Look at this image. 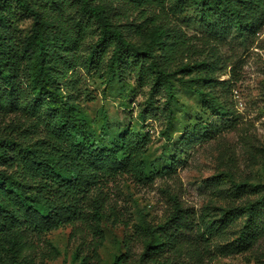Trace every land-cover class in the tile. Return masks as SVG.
<instances>
[{
  "label": "rangeland",
  "instance_id": "obj_1",
  "mask_svg": "<svg viewBox=\"0 0 264 264\" xmlns=\"http://www.w3.org/2000/svg\"><path fill=\"white\" fill-rule=\"evenodd\" d=\"M113 3L114 23L141 22L138 10ZM62 8V19L79 38L76 48L69 51L77 63L55 82L72 99L97 143L109 146L128 132L144 136V176L122 175L102 186L98 236L84 224L29 233L21 264H112L121 254L140 264L153 233L156 242L165 243L159 257L169 264H264V204L256 213L262 227L253 228L242 241L239 235L248 217L243 205L259 194L237 191L233 185L237 181L264 187V21L241 35L176 0L146 6L196 47L188 60H203L205 67L183 77L192 79L216 104L209 108L196 92L174 81L175 99L168 116L165 93L156 92L149 99V86L140 83L132 65L123 73V83L108 80L105 63L111 47L100 50L105 59L99 58L91 68L84 66L97 36L95 27L76 14L73 0H65ZM13 11L10 27L14 40L21 42L32 20L28 14ZM77 18L87 24L82 38L73 26ZM127 36L140 47L148 42L130 30ZM22 67L14 75L23 95L17 99H25L26 104L10 111L0 109V133L17 137L26 131L32 137L41 126L23 111L36 103L29 100L30 82ZM204 74L210 80H203ZM3 91L1 82L0 95ZM174 200L189 215L192 228L173 226ZM161 226L170 233L167 242L156 234ZM8 243L9 235L1 234L0 264H17L7 252Z\"/></svg>",
  "mask_w": 264,
  "mask_h": 264
},
{
  "label": "trees",
  "instance_id": "obj_2",
  "mask_svg": "<svg viewBox=\"0 0 264 264\" xmlns=\"http://www.w3.org/2000/svg\"><path fill=\"white\" fill-rule=\"evenodd\" d=\"M64 1L0 0V84L4 85L0 109L10 111L26 104L25 99H17L21 92L14 75L23 66L30 82L29 100L36 103L33 109L26 106L23 111L34 117L36 126H41L40 132L32 137L26 131L17 137L12 133H0V235H9L7 252L17 264H21L24 250L29 247V233L40 234L64 225L84 224L98 236L103 210V198L99 195L102 186L122 175L144 176L142 155L147 143L144 136L128 132L118 135L109 146L97 143L72 99L65 97L61 86L55 82L77 63L69 51L76 48L79 38L72 35L62 19ZM73 2L76 14L92 22L97 33L83 61L85 67L91 68L99 58L105 59L100 50L103 52L111 47L105 63L108 80L117 79L123 83V73L132 65L140 83L148 84L149 99L156 92L165 93L168 116L170 102L175 99L174 81L196 92L209 108H216L214 100L208 99L201 87L183 77L194 69L205 67L203 60L193 63L188 60L196 47L186 35L174 27L169 28L146 9L159 0ZM113 2L126 3L138 10L142 14L141 22L126 26L114 23ZM176 2L181 6H193L204 17L241 35L252 32L264 21V0ZM13 10L28 14L32 20L31 30L21 42L14 40L10 27V19L16 14ZM73 26L82 38L87 26L85 21L82 23L77 18ZM129 30L146 37V45L140 47L133 43L127 36ZM202 79L210 80L205 74ZM45 111L48 114L43 115ZM233 185L237 191L259 194L256 200L243 205L248 217L239 238L245 241L253 228L262 227L258 225L256 213L264 204V187L237 181H233ZM170 220L177 230L192 228L189 215L175 200ZM156 234L164 241L170 238L165 226ZM100 238V235L96 238L94 252ZM164 244L156 242L153 233L152 241L146 243L142 254L144 262L140 264H169L167 259L159 257ZM112 264L133 263L121 254Z\"/></svg>",
  "mask_w": 264,
  "mask_h": 264
}]
</instances>
